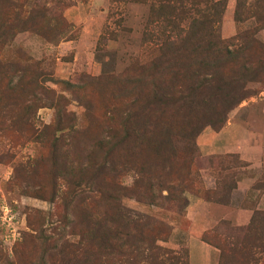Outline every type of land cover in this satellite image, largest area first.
<instances>
[{
  "label": "trees",
  "instance_id": "trees-1",
  "mask_svg": "<svg viewBox=\"0 0 264 264\" xmlns=\"http://www.w3.org/2000/svg\"><path fill=\"white\" fill-rule=\"evenodd\" d=\"M108 1L148 6L142 42L149 45V58L131 64L118 75L81 77L72 84L53 80L40 62L18 50L12 58L4 53L19 34L57 44L71 39L64 37L66 29L71 28L64 17L71 1L0 0V139L10 144L32 141L46 149L45 155L26 166L32 173L31 168L46 165L53 171L61 152L71 148L70 139L65 138L86 134L84 163L77 161L62 176L63 181L71 177L76 197L89 190L98 199L96 204L90 197L89 203L82 201L78 207L80 220L74 227L83 230L74 245L75 264H189L187 249L165 251L156 244L166 242L170 231L161 218L151 211L153 214L143 215L123 207L120 198L133 199L147 209L178 213L187 205L186 194L201 195L192 187L193 172L215 170V162L206 158L199 168V135L208 127L220 131L231 112L255 97L253 86L260 93L264 91V43L257 38L264 30V0H236L234 23L253 20L255 26L229 39L220 35L226 0ZM108 40H115V36L106 38L101 34L98 43ZM47 83H64L66 91L75 93L85 110V124L78 129L71 122L63 125V111L57 109L61 108L60 98L51 101L55 97ZM90 87L108 91L104 119L98 124L87 117L91 107L85 102V91ZM47 108L57 110V118L49 125L36 127L38 111ZM178 143H184L185 149L181 150ZM205 164L207 168H202ZM124 167L140 168L139 179L129 190L111 189L105 173ZM226 169L231 168H220ZM151 173L157 174L152 177L158 183L140 186V178ZM219 184L217 180L212 193L215 199L209 197L211 191H205L202 199L229 203L235 182L222 186L221 191ZM162 191L166 196L161 195ZM59 192L54 184L48 198H44L47 194L41 188L35 195L39 200L55 201ZM59 199L64 202V197ZM103 201L107 209H103ZM73 202L72 197L67 205ZM201 240L219 251L217 264H264V212L254 211L245 227L221 221Z\"/></svg>",
  "mask_w": 264,
  "mask_h": 264
},
{
  "label": "rangeland",
  "instance_id": "rangeland-1",
  "mask_svg": "<svg viewBox=\"0 0 264 264\" xmlns=\"http://www.w3.org/2000/svg\"><path fill=\"white\" fill-rule=\"evenodd\" d=\"M226 1L227 8L220 24L222 39L232 38L241 30H252L255 26L253 20L240 25L234 23L233 12L236 0ZM79 8L77 13L72 15L74 22L78 25H71L70 30L66 29V26L61 27V30L66 29L68 32L64 37L71 38L74 42L67 43L61 40L58 44L55 43L56 41L48 43L35 35L19 34L4 52L6 57L12 58L13 53L18 50L33 61L40 62L41 68L53 80L71 82L72 84L78 83V79L81 77L96 79L103 75H118L131 64L148 60L149 45L145 46L142 42L148 17L147 5L112 4L108 0H88ZM101 34H104L106 38L108 35H113L115 40L98 43ZM257 38L264 43V30L257 34ZM46 87L55 97L51 101L60 98L61 108L57 107V109L63 111L62 114L60 112V117L64 114L63 125L68 126L71 122L73 125L77 124L78 129L80 125L85 124V110L73 91H66L67 86L64 83L56 85L47 83ZM95 89L97 88H87L85 102L90 103L91 107V112L87 114V117L91 116L94 124H98L104 119L103 110L107 104L105 94H108V91L107 89ZM253 90L257 92L255 97L243 102L237 108L243 106V109L240 110L242 118L258 116L261 107L264 106V91L260 93L257 86H253ZM56 111L49 108L39 110L35 118L36 127L49 125L55 117L57 118ZM206 129L213 131L209 127L204 130ZM85 135L77 138L76 136L75 138L73 136L65 138L70 139L71 148H66L64 152H61L59 164L54 167L53 171L49 165H46L44 168H31L34 170L32 173L27 171L26 166L32 165L40 155H45L46 149L32 141L18 140L16 143L10 144L7 139H0V264H75L76 249L74 245L79 240V232L83 230L82 227H74V224L77 225L80 220L78 207L82 201L89 203L90 199L88 198L90 197L94 200L97 198L89 190L76 197L73 191L75 188L70 182L71 177L66 176V181H63L62 176L66 173V169L70 170L77 161L84 163L86 150H83V147L87 142ZM178 144L181 150L185 149L184 143ZM86 147L88 148V146ZM206 158H213L214 162L216 161L215 157L200 154L199 168L203 166ZM218 164H221L220 168L222 169H225V166L227 168L238 167V162L233 158L219 159ZM206 166L205 164L202 168H207ZM139 169L115 168L114 173H105L106 183L111 189L125 188L129 190L139 179ZM158 170L161 171L162 168H158ZM28 172L31 175H28ZM152 174L154 177L157 176L155 173L146 174L142 176V180L140 178L139 185L144 187L148 182L153 185L157 184L158 181L153 179ZM214 174L215 171L214 173L213 171L205 173V178L214 177ZM233 174L232 171L227 174L223 173L222 179H218L219 191L222 186H229L234 181ZM202 176L198 169L193 172L192 187L201 194L193 196L202 198L205 191H211L208 195L215 199V195L212 194L215 193V189L205 186V182L209 183V178L204 180V176L203 178ZM54 184L60 191L55 201L36 199L35 194L39 188L46 192L47 195L44 198H48ZM217 194L220 197L218 192ZM161 195L166 196V192L162 191ZM60 197H64V202L59 199ZM72 197L74 202L68 206L67 203ZM120 200L123 207L143 215L155 213L156 218H161L165 222L170 229L169 236L166 237V242H156L159 247L165 251L173 252H179V249L182 248L187 249L186 239L188 233L193 229L191 222L186 217L188 200L187 205H184V208L182 207L178 213L147 209L133 199L124 196ZM102 207L107 209L104 201ZM97 210L101 211V207L98 206ZM71 223L73 224L71 225ZM219 256L218 251L217 263Z\"/></svg>",
  "mask_w": 264,
  "mask_h": 264
},
{
  "label": "crops",
  "instance_id": "crops-1",
  "mask_svg": "<svg viewBox=\"0 0 264 264\" xmlns=\"http://www.w3.org/2000/svg\"><path fill=\"white\" fill-rule=\"evenodd\" d=\"M67 1H71L72 5L64 11V17L71 25H78L72 15L88 0ZM65 41L74 42L72 39ZM242 107L230 113L226 125L220 131L206 129L197 139L200 154L215 157L216 160L215 170L210 168L200 171L204 180L209 178V183L205 182L206 188L215 189L219 175L232 171L236 189L231 191L229 203L225 205L210 203L191 194L186 196V217L193 227L186 239L189 264H217L218 251L203 243L201 237L219 221L229 222L234 227H245L254 211L264 212V106L254 118H242ZM234 157L241 166L221 171L217 164L219 159ZM211 171H215V176L205 178V173Z\"/></svg>",
  "mask_w": 264,
  "mask_h": 264
}]
</instances>
